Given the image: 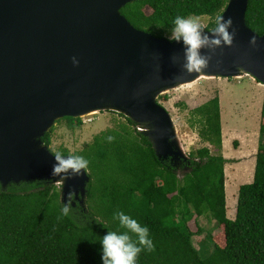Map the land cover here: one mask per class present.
Returning <instances> with one entry per match:
<instances>
[{"label": "water", "instance_id": "obj_1", "mask_svg": "<svg viewBox=\"0 0 264 264\" xmlns=\"http://www.w3.org/2000/svg\"><path fill=\"white\" fill-rule=\"evenodd\" d=\"M133 1L0 0L3 189L48 181L60 187L61 202L74 198L84 206L87 170L53 174L59 161L43 142L58 120L101 111L122 114L147 136L160 160L181 165L188 156L160 95L202 76H250L264 84V34L246 23L249 0H228L220 15V23L231 21L230 42L216 28L200 25L205 43L198 53L205 64L198 71L188 68L182 38L156 37L128 21L121 8Z\"/></svg>", "mask_w": 264, "mask_h": 264}, {"label": "trees", "instance_id": "obj_2", "mask_svg": "<svg viewBox=\"0 0 264 264\" xmlns=\"http://www.w3.org/2000/svg\"><path fill=\"white\" fill-rule=\"evenodd\" d=\"M227 2L137 0L121 13L135 28L168 37L178 15L206 16L211 19L206 28H217ZM246 23L264 34V0H249ZM119 115L125 123L101 131L82 149L72 154L59 150L62 156L76 154L88 161L84 206L74 198V205L61 202L60 188L48 181L0 186V264H102L100 241L119 229L113 219L117 211L149 229L154 248L143 249L136 264H264V98L253 180L240 186L234 218L227 216L226 158L212 155L208 146L197 148L184 161L189 170L179 176L169 159L157 157L147 136ZM193 116L200 138L219 148L218 96L196 108ZM62 122L70 129L83 125L81 118L64 117L56 123ZM53 129L43 137L48 146ZM63 207L69 210L67 216ZM194 216L206 217L219 232L211 235L209 230L202 238L201 226L197 232L188 226Z\"/></svg>", "mask_w": 264, "mask_h": 264}, {"label": "rangeland", "instance_id": "obj_3", "mask_svg": "<svg viewBox=\"0 0 264 264\" xmlns=\"http://www.w3.org/2000/svg\"><path fill=\"white\" fill-rule=\"evenodd\" d=\"M198 23L206 27L211 19L202 16ZM172 35L167 38L171 39ZM215 96L219 98L221 114V146H211L199 136V126L192 124L193 111L209 102ZM264 98V84L250 76L241 78H200L190 84L167 91L158 98L173 119L176 133L184 152L208 146L212 155L226 158L224 165L227 216L234 218L237 195L241 185L251 183L258 151L260 125L262 124L261 109ZM81 128L70 129L64 122L56 123L51 132V151L55 154L65 148L70 154L82 149L91 142L95 135L103 130L112 128L125 119L118 113L101 111L97 114L83 116ZM187 165V166H186ZM174 165L178 175H182L188 163ZM58 188H60L58 186ZM198 225L203 228L202 238L211 231L216 235L219 230L206 217L194 216L188 226L197 232ZM208 229V230H207ZM199 243L194 238V244Z\"/></svg>", "mask_w": 264, "mask_h": 264}, {"label": "clouds", "instance_id": "obj_4", "mask_svg": "<svg viewBox=\"0 0 264 264\" xmlns=\"http://www.w3.org/2000/svg\"><path fill=\"white\" fill-rule=\"evenodd\" d=\"M222 16L217 17L216 32L220 34L225 42H230L231 36L226 28L231 21L220 23ZM174 29L171 39L180 40L187 45V61L190 70L198 71L204 64V59L199 55L198 49L205 43L200 36V24L196 17L176 16L173 20ZM219 40L213 43L219 44ZM109 140L113 139L108 137ZM56 160L59 161L58 166H54L53 174H59L68 168L73 169L77 174L80 169H85L88 161L81 155L73 154L67 159L62 158V153L57 151L54 154ZM62 215H68V208H62ZM114 220H118L119 229L108 231L101 239V261L102 264H136L138 254L143 250H153L154 245L149 237V229L147 226L141 225L137 219L124 213L117 211L113 215ZM120 229H123L121 231Z\"/></svg>", "mask_w": 264, "mask_h": 264}, {"label": "bare ground", "instance_id": "obj_5", "mask_svg": "<svg viewBox=\"0 0 264 264\" xmlns=\"http://www.w3.org/2000/svg\"><path fill=\"white\" fill-rule=\"evenodd\" d=\"M202 78H206V77H203V76H202Z\"/></svg>", "mask_w": 264, "mask_h": 264}]
</instances>
